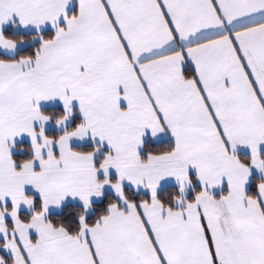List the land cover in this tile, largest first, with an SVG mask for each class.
Wrapping results in <instances>:
<instances>
[{
    "label": "snow or ice",
    "instance_id": "obj_1",
    "mask_svg": "<svg viewBox=\"0 0 264 264\" xmlns=\"http://www.w3.org/2000/svg\"><path fill=\"white\" fill-rule=\"evenodd\" d=\"M70 2L0 0V25L55 29L34 56L0 60V248L11 264H264V182L246 191L251 170L264 173V0H78L69 16ZM16 44L0 33V48ZM56 99L65 130L52 138L39 105ZM73 102L82 121L68 129ZM149 133L171 143L142 155ZM22 135L32 156L18 165ZM89 136L99 147L72 149ZM169 178L179 194L158 195ZM124 182L150 198H129ZM106 185L120 202L89 222ZM29 186L40 205L25 220ZM69 197L82 202L78 223L54 224L49 208Z\"/></svg>",
    "mask_w": 264,
    "mask_h": 264
},
{
    "label": "trees",
    "instance_id": "obj_2",
    "mask_svg": "<svg viewBox=\"0 0 264 264\" xmlns=\"http://www.w3.org/2000/svg\"><path fill=\"white\" fill-rule=\"evenodd\" d=\"M2 34L6 38L14 40L17 43L27 44L26 47L17 50L11 56H6V55L0 54V60L15 61V60L20 59L23 56H34L35 51L38 50V48L42 42L41 37H43L44 39H51L55 36V30H48V31H44L41 33H25V32L20 31L19 29H17V27L15 25H11V26L5 28L2 32ZM41 112H43L46 115H50L52 117V119H51L52 121H55V119L58 116L64 114V111L60 106L44 108L41 110ZM80 122H81L80 118L77 115H74L73 121H72L71 125L68 127V129L74 128ZM62 134H63L62 132L57 133L55 131H48L46 133L47 136L52 137V138H56ZM170 143L171 142H168V141L159 142V143H152V142L147 141L144 143V148H142L141 153H142V155L146 154L145 150L160 149V148H163V147L169 145ZM94 148H96V147L92 146V145L73 147L74 150L81 151V152L93 151ZM31 156H32L31 146L29 143H26V142L17 144L15 146V151L12 154L13 159L17 162L18 165L21 161L26 160V159H30ZM239 158L241 159L242 162H245V163H247L249 161V158L245 155H239ZM96 162H97V164H99L100 159H98ZM263 179L264 178L254 177L252 179L251 184L249 185L247 193L249 195H257V184H258V182H261ZM192 180H193V187L198 191L199 186L195 183V180L193 179V177H192ZM124 191H125L126 196H128L129 198H137L138 199L141 196L144 197L145 199L150 198V196L145 194V193L135 192L129 188H124ZM164 193H167L169 195V197L173 193L178 195L179 194L178 187H165L158 192V195L163 196ZM188 195H189V197H191L193 195L192 188H191V191L189 192ZM33 198L35 201L33 210H39L40 201L38 198H35V197H33ZM110 202L119 203L118 199L113 194L106 193L101 201L91 205L90 212L85 213L86 219L89 222H93L98 215L107 211V206ZM83 211H84V209L80 205L67 204L64 207H62L58 212L50 213L48 215V219L51 220L54 224H57V223H78V215H79V213H81ZM31 214H32V212L31 213L22 212V213H20V216L22 219L27 220L28 218H30ZM2 256H4V255L2 254ZM5 258L7 260V257H5Z\"/></svg>",
    "mask_w": 264,
    "mask_h": 264
},
{
    "label": "crops",
    "instance_id": "obj_3",
    "mask_svg": "<svg viewBox=\"0 0 264 264\" xmlns=\"http://www.w3.org/2000/svg\"><path fill=\"white\" fill-rule=\"evenodd\" d=\"M74 11V12H73ZM66 13L67 15L71 16L73 14H78V0H71V2L68 4L67 8H66ZM11 25H15L17 27V29H19L20 31L22 32H25V33H41V32H44V31H48V30H55L52 25L50 23H45L44 25L40 26L39 29H37L35 26H32V25H28V26H22L20 23H19V20L17 17L13 16L11 20H9L7 23L3 24V25H0V33L3 32V30ZM59 25L60 26H64V20L63 18L60 19L59 21ZM27 44L25 43H17L16 44V48L14 50H6V49H2L0 48V54L2 55H6V56H11L13 55L17 50L19 49H22L24 47H26ZM56 106H60L63 111H64V108H63V104L58 100H51V101H42L40 102V105H39V108L40 110L44 109V108H49V107H56ZM73 115L72 117H70V119L66 122V126L67 128L71 125L72 121H73V116L74 115H77L80 120L82 121V116L81 114L79 113V110H78V104L76 102H73ZM36 127V130L39 131V125H35ZM64 128H58L56 125H55V122L50 120L46 125H45V135L48 131H55L57 133H60V132H64ZM152 142V143H159V142H171V138L168 134L164 133V134H160L159 136H157L156 138H152L150 133L147 134L145 137H144V143L145 142ZM23 142H26V143H29L30 146H31V139L30 137H28L27 135H22L18 138H15L14 140V144L15 146L17 144H20V143H23ZM87 145H92V146H95V147H99L100 145V142L99 140H93L91 136L87 137L86 139L84 140H79V139H73L71 141V147L73 149V147H78V146H87ZM15 146L11 149V155L14 153L15 151ZM74 150V149H73ZM142 150V149H141ZM109 149H108V146L105 144L103 147L100 148V150L98 152L95 153V156H94V159L97 161L98 159H100V161H102V159L104 158L105 156V153L108 152ZM260 152L262 155H264V145H261L260 146ZM236 155L239 157V155H245L249 158L250 160V157H251V152H250V149L246 146H238L237 147V150H236ZM110 179L112 182H115V180L117 179V174L115 173L114 170H110ZM99 178L100 179H103V172L101 171L99 174H98ZM190 176L191 178L193 177V179L195 180V183L199 186V182L196 180V174H195V171L194 170H190ZM254 177H258V178H264V173H260L258 172L256 169H252L251 170V175L249 177V181L248 183L246 184V191H248V188H249V185L251 184L252 182V179ZM261 182H264V179L261 181ZM165 187H178L175 183L174 180H172L171 178H169L168 180L166 181H163L161 183V187L160 189H158V192L165 188ZM123 188H129L135 192H141V193H145L147 195L150 196V193L143 189V188H140L138 191L133 188V186L127 182H124L123 184ZM191 191V188L188 190V194L189 192ZM220 189H216L214 190V194L216 195H219L220 194ZM106 193H110V194H113L119 201V197L116 196L114 190L109 186V185H106L104 187V189L102 190V196L101 197H93L91 199V205L94 204V203H97L99 201L102 200V198L104 197V195ZM258 194V193H257ZM26 195H30L32 197H35V198H38L39 201H40V197H39V194L37 192H35L30 186L29 187H26ZM120 202V201H119ZM9 203V207H10V201L8 202ZM67 204H77V205H80L83 207L82 205V202L79 201V199H72V198H67L64 202H62L61 206L59 208H56L54 206L50 207L49 208V211H48V215L50 213H55V212H58L62 207H64L65 205ZM33 211L32 210H29L27 208H25L24 206H21V209H20V213L22 212H25V213H31ZM90 212V208L88 209V211L86 213H89ZM19 213V214H20ZM33 235H35L33 233ZM0 242H2V239H0ZM2 254L7 257V260L9 261V264H11V257H10V253L6 252L4 249L0 248V256H2Z\"/></svg>",
    "mask_w": 264,
    "mask_h": 264
}]
</instances>
